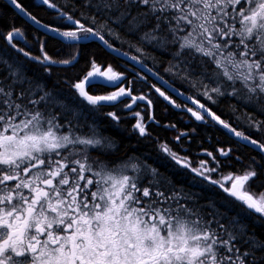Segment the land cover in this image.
<instances>
[{
  "label": "snow or ice",
  "instance_id": "snow-or-ice-1",
  "mask_svg": "<svg viewBox=\"0 0 264 264\" xmlns=\"http://www.w3.org/2000/svg\"><path fill=\"white\" fill-rule=\"evenodd\" d=\"M8 2L42 35L33 34V45L21 27L0 28V264H264V229L248 224H264V190H251L261 177L254 157L242 170L222 175L212 152L202 149L215 167L207 160L193 166L190 157L156 137L159 167L136 156L91 155L108 157L118 147L95 118L106 117L119 128L121 117L101 108L122 105L126 118L135 119L133 131L151 136L154 92L264 156V142L233 126L238 121L264 136V120L244 112L229 122L194 96H185L194 107L178 104L143 74L147 69L162 86L184 95L148 68L143 48L130 43L138 55L129 57L110 43L126 42L120 28L142 45L169 52L164 72L213 105L227 95L264 113V0H84L92 14L70 0H39L55 13V24L38 19L20 0ZM49 40L65 58L49 55ZM96 41L134 61L133 68L117 71L89 56L82 73L48 85L53 67H74L81 46ZM34 46L39 54L27 50ZM31 65L36 67L30 75ZM134 84L146 85L147 92ZM138 102L148 106L147 122L143 109L133 111ZM182 137L190 141L187 131L174 141ZM232 151L217 148L226 161Z\"/></svg>",
  "mask_w": 264,
  "mask_h": 264
},
{
  "label": "trees",
  "instance_id": "trees-1",
  "mask_svg": "<svg viewBox=\"0 0 264 264\" xmlns=\"http://www.w3.org/2000/svg\"><path fill=\"white\" fill-rule=\"evenodd\" d=\"M20 2L29 12L37 16L41 21L49 24L57 23L56 20L53 19L55 13L47 9L46 6L40 5L39 0H20ZM55 2L60 4L61 0H55ZM70 3L75 4L76 7L79 8L80 12L92 14V9L84 7V0H70ZM10 23L16 27H21L26 34V38L33 45H35V41L32 39L33 34L35 33L37 36L42 35V30L36 31L37 26L32 25L31 22L27 21L25 17L18 15L8 0H0V28L6 31ZM112 27L116 28L115 25H112ZM116 31L120 34V39H123L126 42L121 44L118 39H112L110 40V43L120 47L122 51L127 52L129 57L138 55L137 52L128 46L130 43H135L138 47L143 48L145 55H142L141 58L144 59L148 68H152L153 71L159 72L166 80H169V82L173 84V87L179 89L180 92L187 96H194L196 99H199L201 103H205L208 107L212 108L213 111L217 112L218 115H221L223 119L233 122L235 116H240L244 112H248L252 113L256 118L264 120V113L257 112L252 107H246L244 103L238 101L235 98H230L227 95L219 98L217 103L213 105L211 101H208L205 97H201L197 90L192 88L188 83L180 82L179 80L174 81L164 72V69L168 66V62L172 59L169 52H164L148 45H142L136 36H129L120 28H116ZM4 43L3 37H0V46H3ZM18 43H20L21 47H24L22 42L18 41ZM27 50L32 51L34 54H39L35 46ZM47 51L49 55L56 59L65 58V52L61 50V46L51 40L48 41ZM172 51H174V49H172ZM89 56H94L98 62L111 64L117 71L121 72H124L126 67L128 69H132L133 65L135 64L134 61L128 60L127 57H117L113 54H110V50L106 49L98 41L90 42L87 44V46H81L80 62L74 67L52 68V76L50 78H45L48 85L51 86L54 80L74 78L78 73H82L86 69V61L88 60ZM147 57H151V59H148ZM35 67V65L30 66V75ZM136 70L139 71L138 66H136ZM143 74L148 77L150 83H154L156 85L160 84L156 78L146 69L144 70ZM129 75L131 76V73H129ZM205 82L210 83L207 80ZM60 87L63 88L64 85L61 83ZM163 87L166 89L165 85H163ZM134 88L138 89L140 92H147V86L143 84H134ZM170 93L173 96L178 97L179 101L173 98L178 104H187L188 107H194L186 103L179 95L174 94L172 91H170ZM149 98L153 101L154 116L157 122L148 124V129L151 132V136H148L147 138H141L138 134H135L133 131L131 133L129 130V127H132V125L135 123L134 118L133 120L131 118L125 122H119L121 127L119 130L113 127V122L110 119L106 117H96V121L100 126V131L103 132L105 136L111 137L118 145L117 151L121 150V153L126 154L125 157H128V155L140 157L141 159H144L145 156L152 157V159H148L147 162L153 166L159 167V165L156 163V161L159 159V157L156 155L157 140L153 139V137H156L160 141H166L173 150L179 152L181 155L190 157L193 166H196L197 161L207 160L210 166L215 167L212 159L202 153V149L212 152L213 155L216 156V159L220 161V172L222 175H225L229 172H236L238 169L242 170L245 165H248L251 162L250 158L254 157L259 162L257 168L261 173V177L260 181L253 182L251 190L254 193H259L264 190V183L261 182L264 181V156H262L259 152L254 151L251 146L237 143L234 138L227 135L219 127L213 128L205 126L199 122H196L187 112L176 110L170 107L166 102L158 98L154 92L150 94ZM230 105L235 107V113L231 111ZM142 109V115L144 116L145 122H147L149 109L146 105L137 103V105L134 106L133 111H141ZM110 111H113V108L100 109L101 113ZM116 112L121 118L126 117L129 114L127 110H122L121 107ZM166 123L174 124L175 129L163 127V125ZM233 126L237 127L238 130L244 131L253 139H258L264 142V136H261L259 133L246 128L242 123L237 121L233 123ZM125 129L126 132L124 131ZM192 129L196 130L195 134L192 133ZM87 131L88 129L85 126L83 128V132ZM183 131H187L189 133L190 141L187 138L182 137L179 143L175 142L174 137ZM228 147H231L233 151L226 161L217 153V148ZM182 148L185 151H181ZM129 150L136 152H131L128 154ZM121 153H118L115 156L117 157ZM237 156L241 158L243 161L242 163L235 159ZM119 158L122 157L120 156ZM228 165H231V167ZM161 171H164V169H161ZM216 177L217 176L213 174V178L215 179ZM258 184L259 186H257ZM255 228L259 232L264 229V224H261L259 227L256 226Z\"/></svg>",
  "mask_w": 264,
  "mask_h": 264
},
{
  "label": "flooded vegetation",
  "instance_id": "flooded-vegetation-1",
  "mask_svg": "<svg viewBox=\"0 0 264 264\" xmlns=\"http://www.w3.org/2000/svg\"><path fill=\"white\" fill-rule=\"evenodd\" d=\"M129 69H131V68H129ZM129 73H131V72H129ZM129 73H128V75H129ZM130 76V75H129ZM125 83H127V82H125ZM160 84H157V87H162V90H164V91H166L167 92V94L169 95V96H172V98H174L175 100H177V101H179V99H178V97H176V96H173L171 93H170V91L169 90H166L162 85H160ZM104 92H106V91H108L107 89H105V90H103ZM127 102V101H126ZM122 108V105H117L115 108H113V111H117L119 108ZM96 119V118H95ZM97 120V119H96ZM121 121H127V120H124V119H120V121L119 122H121ZM149 124V123H148ZM127 125V124H126ZM116 129H121V127H120V125H119V128H116ZM129 130L131 131V133H132V131H133V129H132V127H129ZM125 132H126V129L124 130ZM135 134H137L135 131H133ZM142 138V137H141ZM143 138H145V137H143ZM130 151V150H129ZM128 151V154H130L131 152H136V151H130L129 152ZM122 151L121 150H118L117 151V149H116V151H115V153H114V155H111V156H108V157H104V156H101L100 155V153H98V152H92L91 153V155H93V156H100V158L101 159H110V160H119V159H124V158H127V157H125L126 156V154H123V153H121ZM118 153H121L120 155H118L119 157L121 156L122 158H119L118 156L116 157L115 155L116 154H118ZM130 155H128V157H129ZM119 158V159H118ZM195 190H197V189H195ZM190 191H193V189H190ZM248 224H249V226H250V228H255L256 227V225L255 224H253L252 223V220L251 219H249L248 220Z\"/></svg>",
  "mask_w": 264,
  "mask_h": 264
},
{
  "label": "water",
  "instance_id": "water-1",
  "mask_svg": "<svg viewBox=\"0 0 264 264\" xmlns=\"http://www.w3.org/2000/svg\"><path fill=\"white\" fill-rule=\"evenodd\" d=\"M128 59V58H127ZM147 70V69H146ZM166 86V85H165ZM167 87V86H166ZM170 90V89H169ZM171 91V90H170ZM184 94V93H183ZM177 95V94H176ZM186 103H188V104H191L192 106H194L191 102H188V101H186L185 100V96H187V95H179ZM139 103H141V104H143V105H146L144 102H139ZM147 106V105H146ZM148 107V106H147ZM151 111L154 113V107H153V104H152V109H151ZM189 114V113H188ZM190 115V114H189ZM191 116V115H190ZM193 118V117H192ZM194 119V118H193ZM242 144H244L243 142H242ZM245 145V144H244Z\"/></svg>",
  "mask_w": 264,
  "mask_h": 264
},
{
  "label": "rangeland",
  "instance_id": "rangeland-1",
  "mask_svg": "<svg viewBox=\"0 0 264 264\" xmlns=\"http://www.w3.org/2000/svg\"><path fill=\"white\" fill-rule=\"evenodd\" d=\"M129 116V114L126 116V117H128ZM126 117H123V118H121V119H124V120H128V119H131V118H126ZM132 120H133V118H132ZM120 130V129H119ZM103 133V132H102ZM147 138V137H146ZM157 155V157H159V155H158V153L156 154ZM144 159H146L147 161H148V159H152V157H148V156H145L144 157ZM219 177H216L215 179H218ZM193 191H197V190H195V189H193ZM254 193V192H253Z\"/></svg>",
  "mask_w": 264,
  "mask_h": 264
}]
</instances>
